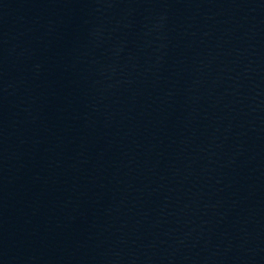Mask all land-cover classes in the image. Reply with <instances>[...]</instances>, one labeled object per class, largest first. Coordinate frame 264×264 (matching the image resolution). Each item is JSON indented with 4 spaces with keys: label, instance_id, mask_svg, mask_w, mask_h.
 Here are the masks:
<instances>
[{
    "label": "water",
    "instance_id": "95a60500",
    "mask_svg": "<svg viewBox=\"0 0 264 264\" xmlns=\"http://www.w3.org/2000/svg\"><path fill=\"white\" fill-rule=\"evenodd\" d=\"M0 264H264V0H0Z\"/></svg>",
    "mask_w": 264,
    "mask_h": 264
}]
</instances>
